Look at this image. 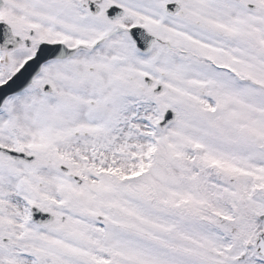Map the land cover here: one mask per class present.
Instances as JSON below:
<instances>
[{
	"label": "snow or ice",
	"instance_id": "1",
	"mask_svg": "<svg viewBox=\"0 0 264 264\" xmlns=\"http://www.w3.org/2000/svg\"><path fill=\"white\" fill-rule=\"evenodd\" d=\"M0 264H264V0H0Z\"/></svg>",
	"mask_w": 264,
	"mask_h": 264
}]
</instances>
